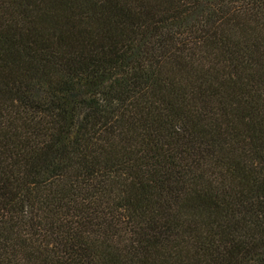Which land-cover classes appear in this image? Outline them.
Segmentation results:
<instances>
[{
  "label": "trees",
  "instance_id": "1",
  "mask_svg": "<svg viewBox=\"0 0 264 264\" xmlns=\"http://www.w3.org/2000/svg\"><path fill=\"white\" fill-rule=\"evenodd\" d=\"M0 264H264V0H0Z\"/></svg>",
  "mask_w": 264,
  "mask_h": 264
}]
</instances>
